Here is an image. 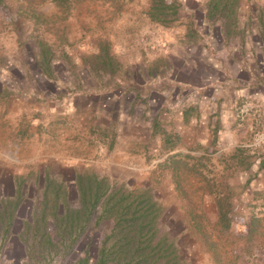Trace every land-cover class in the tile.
Returning <instances> with one entry per match:
<instances>
[{
  "label": "rangeland",
  "instance_id": "374dc122",
  "mask_svg": "<svg viewBox=\"0 0 264 264\" xmlns=\"http://www.w3.org/2000/svg\"><path fill=\"white\" fill-rule=\"evenodd\" d=\"M114 1L125 2L118 8ZM194 1L0 0V264H137L133 248L125 252L122 246L123 235L131 232L125 224L121 232L114 229L113 217L102 216L100 205L87 219L79 214L71 221L81 210L75 177L85 173L105 178L114 188L151 190L160 214L154 230L139 238L142 245L165 236L179 248L184 264H264V119L259 126L256 117L250 129L238 110L230 121L226 109L219 114L218 108L217 124L220 118L226 123L220 130L236 128L230 140L237 142L230 148L228 135L222 141L220 135L191 132L182 139L173 131L176 121L165 120L170 135L147 141L149 150L132 153L133 163H122L123 151L115 153L113 136L105 135L113 132L115 120L103 124L97 112L116 105L112 98L106 106L94 98L90 108L81 96L89 89L77 84L95 87L99 78L98 70L83 62L81 47L92 51L97 39L109 36L120 43L134 27L147 39L140 44L155 37L146 26L152 4L165 7L160 16L165 33L181 26L190 12L196 22L190 32H211L209 42L220 61L231 54L246 61L258 53L256 70L264 84V0H197L196 7ZM123 14L131 17L125 28L112 29V18ZM204 72L189 73V84L196 88L204 74L212 80L227 75L241 89L248 75L236 65ZM214 95L207 89L206 96L219 97ZM125 111L123 106L121 126L128 128L133 119ZM173 145L199 158L200 176L186 170L176 184L164 166ZM216 199H223L227 227L218 222ZM152 260L164 264L167 258L156 251L148 264Z\"/></svg>",
  "mask_w": 264,
  "mask_h": 264
},
{
  "label": "crops",
  "instance_id": "0c3cea01",
  "mask_svg": "<svg viewBox=\"0 0 264 264\" xmlns=\"http://www.w3.org/2000/svg\"><path fill=\"white\" fill-rule=\"evenodd\" d=\"M123 2L114 1V5L119 8L122 7ZM194 2L195 7L197 2L200 3L197 0ZM155 6L154 4L151 7L147 6L146 26L148 25L155 32V37H151L148 42L139 43L140 40L145 42L147 39H143V30L140 31L142 28L137 31L138 28L134 27L133 33L125 35L126 38L120 43L116 42L114 37L109 36L103 40L97 39L96 47L92 51L80 48L83 52L82 60L87 63V68L92 66L93 72L96 69L99 72L95 87L86 86L83 82L78 81L77 84H80L83 89H89L84 96L81 95L82 98L84 101L89 99L87 104L90 108L94 98L100 100L98 105L109 104V100L112 98V103L116 105L114 108L103 106L100 107V110L97 108V112L103 116L101 118L103 124L107 120H115V126L112 127L113 132H105V135L113 136L110 145L112 144V150L115 153L123 151L119 156L122 163L127 160H131L133 163L136 160V155H132V153L149 150L150 145L147 144V141L170 135L169 126L163 123L170 119L176 121L177 126L173 131L177 129L179 131L177 134L182 139H184L185 133L191 132L193 134H211L213 137L220 135L222 141L228 135L225 142H229L228 148H230L237 142V140H230L233 133L236 132V128L231 132H228L229 128L221 131L220 125L224 126L226 123L220 118V123L217 124V110L220 108V114L225 108L224 115H227L230 121L234 119V111L238 110L249 123L247 126L250 129L252 128L250 124L253 125L256 117L259 126L261 125V119H264V84H261V74L256 70V64L257 62L260 64L261 57L258 53L250 54L247 56V60L243 61L239 55L231 54L225 60L226 62L220 61L217 59L218 52L209 42L211 32H190L196 28V22L191 18L190 12L187 13L188 17L182 21L181 26L177 24L170 30L171 32L165 33L163 30L166 27L164 26L166 22L160 16L158 19L154 17ZM122 16L117 20L112 18V29L125 28L130 15L128 18L124 14ZM190 40L194 42H189ZM90 56H93L94 63H91ZM251 57L252 60L249 59ZM235 65L238 69L248 73L241 89L239 87L236 89L238 84H234L233 78L227 75L223 79L214 78L212 80L210 74H204L196 88L191 86L187 79L189 73L197 71V69H202L205 71L204 73L223 72L234 69ZM93 88L97 90L92 91ZM211 88L213 93L215 92L214 96L218 95L219 97L206 96L207 89ZM158 97H160V101ZM217 98H220L221 101H218ZM123 106L126 108L125 114L131 117L129 120L133 119L128 128L121 126L122 120L125 118L122 113ZM196 106H199V111ZM202 106H205L203 110ZM102 127L105 129V126ZM122 142L126 144L123 150H121ZM180 142L184 143L185 141L180 140ZM183 152L182 147L176 145H173L169 150L170 156L185 155L182 154Z\"/></svg>",
  "mask_w": 264,
  "mask_h": 264
},
{
  "label": "trees",
  "instance_id": "16d2710c",
  "mask_svg": "<svg viewBox=\"0 0 264 264\" xmlns=\"http://www.w3.org/2000/svg\"><path fill=\"white\" fill-rule=\"evenodd\" d=\"M164 8L163 5L155 6L153 13H155L154 17L156 19L163 15L162 10ZM235 157L236 155L233 159ZM194 160L195 162L193 163ZM198 161L199 158L191 155L176 154L168 157L164 162V166L172 172L175 182L178 185L181 175L183 173L186 174V170L194 172L196 176L201 175L198 169L199 166L197 165ZM74 184L81 210L78 214H75L76 218L74 215L71 219L72 222L79 219V214H83L82 216H85L87 219L91 209L100 205L102 216L107 218L113 217L115 221L114 229H118L121 232L120 227H122V224H125L127 226L126 228L131 232V237L123 235L125 242L122 246L125 252H129L131 247L133 248V254L136 252L139 256L137 264H148L150 254H155L156 251L158 253L164 251L167 258L164 264H184L179 258L180 255L177 254L179 248L174 245L173 240L168 241L164 236L154 245L149 243L151 239L145 245H142L139 241V238L145 232L149 233L154 230L160 214L159 207L152 201L151 190L148 187L125 189L124 186H121L114 188L109 186L105 178L99 177L94 173L77 174ZM222 200L216 199L218 222L223 223L224 227H227V211L224 208L225 205ZM52 217L54 221H61L55 214ZM155 233L154 231L152 236ZM150 262V264H156V260Z\"/></svg>",
  "mask_w": 264,
  "mask_h": 264
}]
</instances>
